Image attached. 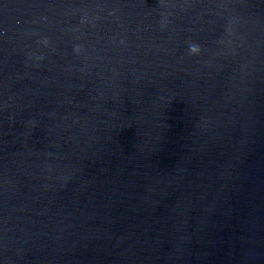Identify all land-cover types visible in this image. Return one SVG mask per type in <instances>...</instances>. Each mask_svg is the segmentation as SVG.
Returning a JSON list of instances; mask_svg holds the SVG:
<instances>
[{
    "label": "water",
    "instance_id": "95a60500",
    "mask_svg": "<svg viewBox=\"0 0 264 264\" xmlns=\"http://www.w3.org/2000/svg\"><path fill=\"white\" fill-rule=\"evenodd\" d=\"M0 264H264V0H0Z\"/></svg>",
    "mask_w": 264,
    "mask_h": 264
}]
</instances>
